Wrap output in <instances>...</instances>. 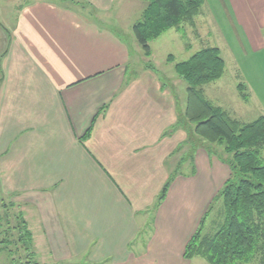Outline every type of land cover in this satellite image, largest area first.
Masks as SVG:
<instances>
[{
    "label": "crops",
    "instance_id": "obj_1",
    "mask_svg": "<svg viewBox=\"0 0 264 264\" xmlns=\"http://www.w3.org/2000/svg\"><path fill=\"white\" fill-rule=\"evenodd\" d=\"M209 2L226 7L251 54L264 50V0H203L191 22L155 40L183 44L177 63L205 49L188 32L201 17L212 24ZM146 3L26 1L7 10L10 27L0 3V200L53 264L207 263L184 249L230 170L195 136L186 98L138 74L153 68L136 58L132 31Z\"/></svg>",
    "mask_w": 264,
    "mask_h": 264
},
{
    "label": "trees",
    "instance_id": "obj_2",
    "mask_svg": "<svg viewBox=\"0 0 264 264\" xmlns=\"http://www.w3.org/2000/svg\"><path fill=\"white\" fill-rule=\"evenodd\" d=\"M202 4L203 0H147L139 21L133 26L134 37L143 54H151L149 44L162 34L170 29L180 30L182 23L191 22ZM224 67L219 50L211 47L173 67L176 75L187 84L184 116L194 126L195 136L210 146L222 148L223 153L230 157L227 160L230 176L211 202V205L221 203L212 221L214 224L219 218L211 229L214 232L203 234L210 205L197 231L186 244L183 257L186 260L200 257L208 264H250L253 261L264 264V160L261 157L264 116L241 125L203 98L198 90L219 80ZM169 185L170 181L161 189L157 205L164 200ZM8 207L12 209L14 205L4 206L6 211ZM6 216L5 224L9 225L7 212ZM10 216L15 223L11 230L17 232L18 243L24 251L31 250V233L22 214L17 212ZM0 243L3 245L0 252L10 258L11 254L6 250L7 240ZM29 254L32 257L33 254Z\"/></svg>",
    "mask_w": 264,
    "mask_h": 264
},
{
    "label": "rangeland",
    "instance_id": "obj_3",
    "mask_svg": "<svg viewBox=\"0 0 264 264\" xmlns=\"http://www.w3.org/2000/svg\"><path fill=\"white\" fill-rule=\"evenodd\" d=\"M26 1L31 2L35 0H0V3H4L5 6L10 5L8 9L5 8L3 9V12H1L4 18L5 27L9 25L6 18L7 10H15L17 6H21ZM209 4L211 7L209 6V9L204 7L202 13H209L208 17L213 21L212 24H210L209 18L208 21L206 19V24L200 23L203 19V17H201L195 23L197 25L195 26L197 32L196 36H193V33L191 32L188 33L190 34L191 39L198 36L197 40L194 39L195 43L192 39L193 46L196 44L198 47L201 46L202 48H217L224 61L225 67L223 75L219 80L203 85L199 87L198 90L201 92L203 98L211 101L214 105L221 107L230 119L239 122L241 125L251 123L259 117L264 116V50L251 54L246 47L241 31L234 26L226 7L221 6L218 8L217 6L216 8L211 2H209ZM203 25H206V27L208 25L209 27V31L206 30V33L208 34L209 32L211 35L209 39H207L205 32L203 34ZM186 29L190 30L187 25ZM187 36L188 35H186L184 31L183 39L187 41L188 44L190 38ZM204 39L206 42L209 40V44H205L206 46L204 44L201 45V43H204ZM135 43L137 44L136 46L139 47L136 40ZM191 45L192 44L190 43L189 46ZM149 47L151 50V56H145L139 47V54L136 58H140L142 67H144V64H151L153 65V68L148 67V69L139 71L138 74L142 75L143 78H148L149 82H152V84L150 82V88H153V82H158L163 91H158L159 94L164 93L165 96H168V92L171 93L172 90L171 95L174 98H187V84L183 80L178 79L179 77L173 70L174 64L184 61L183 59L185 56L183 44L174 43L170 46L168 44V37H166L165 39L151 42ZM168 55L174 57L173 64L166 62V57ZM132 72L130 73L132 74ZM131 77L132 76L129 74L128 78ZM243 98H247V100L245 101ZM213 150L221 158L227 160L230 158L227 154L225 155L223 153L222 148L214 147ZM261 157L264 160V150L262 151ZM10 203L11 202L6 198L0 200V242H2L3 239L7 240L9 245L6 250L11 254V257L9 258L6 253L0 252V264H53L49 261V257L46 256L47 254L42 248V244L44 243L40 240L41 243L37 244L34 247L35 249L32 248L31 250H27V252L24 251L18 243L19 239L17 232L11 230V228L15 226V223L10 216L16 214L18 210L16 207H13L12 209L8 207L7 211L4 208V206H7ZM220 205V202L212 203L211 212L205 220L206 224L204 223L203 227H205V225L208 226L209 221L212 222L214 220V217H216L214 214L217 213V209ZM6 212L8 214L9 225L5 224L7 216H4ZM218 220L219 218L215 220L214 226ZM7 227L9 229H7ZM210 228L211 227H208L206 233L212 232ZM204 230L205 228L203 231ZM0 248H3L1 243ZM29 253L33 254L32 257ZM10 260L13 261L11 262ZM257 263V261H253L250 264Z\"/></svg>",
    "mask_w": 264,
    "mask_h": 264
}]
</instances>
